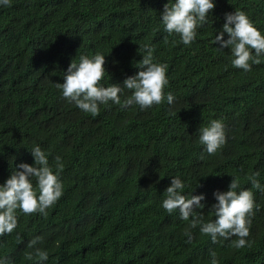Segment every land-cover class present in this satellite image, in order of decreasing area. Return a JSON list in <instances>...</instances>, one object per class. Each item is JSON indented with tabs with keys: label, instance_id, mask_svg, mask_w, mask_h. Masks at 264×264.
Wrapping results in <instances>:
<instances>
[{
	"label": "trees",
	"instance_id": "obj_1",
	"mask_svg": "<svg viewBox=\"0 0 264 264\" xmlns=\"http://www.w3.org/2000/svg\"><path fill=\"white\" fill-rule=\"evenodd\" d=\"M175 0H11L0 5V185L18 165H34V146L47 154L63 194L47 216L17 210L18 226L0 236V259L8 264H264V192L248 176L259 172L264 186V54L250 71L233 67L234 57L213 44L225 15L244 11L264 35V0H213L215 8L196 37L184 44L160 19ZM167 65L165 99L142 110L122 107L132 95L123 88L121 105H99L93 116L69 103L55 84L64 82L71 61L105 56L100 84L123 85L136 75L146 54ZM123 87V86H122ZM175 100L167 102V94ZM221 120L225 144L208 154L199 129ZM183 194L203 195L195 208L214 220V193L232 177L251 189L250 246L231 239L213 243L200 226L189 228L179 210L162 207L173 177ZM34 188L36 180H32ZM191 232L189 242L185 230ZM17 234L21 240L16 239ZM48 253L40 261L28 243Z\"/></svg>",
	"mask_w": 264,
	"mask_h": 264
},
{
	"label": "clouds",
	"instance_id": "obj_2",
	"mask_svg": "<svg viewBox=\"0 0 264 264\" xmlns=\"http://www.w3.org/2000/svg\"><path fill=\"white\" fill-rule=\"evenodd\" d=\"M0 5L11 6V0H0ZM215 8L213 0H175L164 6L160 17L164 30L169 34L180 36L184 44H190L196 37V29L207 24L209 13ZM264 8V7H263ZM213 44H219L218 49H224L232 55V65L244 71H250L251 65L259 64V57L264 54V35L253 25L247 14L241 10L225 15V23L219 25V31L215 36ZM146 54L142 56L140 71L123 81V87L118 84L103 86L100 81L105 72V56L97 52L89 57L81 55L79 63L71 61L64 82L55 84L62 90L63 97L69 103H74L80 110L93 116L99 112L100 104L110 101L121 105L120 94L123 88L131 90L132 95L127 97L122 107L133 104L139 105L144 110L153 105H159L165 99L164 88L168 84L166 76L167 65L154 63L152 50L145 45ZM167 102L172 105L175 97L169 92ZM199 140L206 146L208 154H215L226 142L224 125L221 120H211L207 126L199 129ZM31 154L34 165L22 163L18 165L19 171L11 173L3 185H0V236L11 234L18 226L17 210L24 214L40 213L47 216V209L53 206L63 194V184L60 182L58 173L63 170L61 157L55 158L56 172L49 165L47 154L40 148L34 146ZM260 173L255 172L248 176L252 188L264 192L258 180ZM35 178L36 187L32 180ZM184 182L179 176L173 177L171 186L164 192L162 207L169 214L179 210L180 218L189 220V228L200 226L204 235L211 237L213 243L217 238L231 239L236 248L250 246L246 239L250 234V217L256 207L254 193L251 189L240 190L239 177H232L225 192L214 193L217 203L212 205L211 212L215 219L204 222L202 217L196 214L195 208H203L201 201L203 195H185ZM189 242L192 239L191 232L185 230ZM16 239L21 240L17 234ZM42 237L37 236L28 243V247L34 249V253H27L26 257L32 259L33 254L40 260L46 261L48 253L35 247ZM210 264H218L217 254L210 253ZM0 264H8L6 259H0Z\"/></svg>",
	"mask_w": 264,
	"mask_h": 264
}]
</instances>
